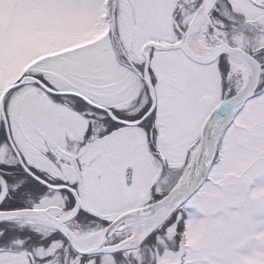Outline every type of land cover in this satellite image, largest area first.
<instances>
[{"label":"snow or ice","instance_id":"6c2138e0","mask_svg":"<svg viewBox=\"0 0 264 264\" xmlns=\"http://www.w3.org/2000/svg\"><path fill=\"white\" fill-rule=\"evenodd\" d=\"M0 264H264V0H0Z\"/></svg>","mask_w":264,"mask_h":264}]
</instances>
